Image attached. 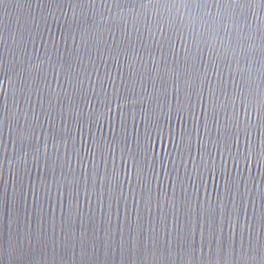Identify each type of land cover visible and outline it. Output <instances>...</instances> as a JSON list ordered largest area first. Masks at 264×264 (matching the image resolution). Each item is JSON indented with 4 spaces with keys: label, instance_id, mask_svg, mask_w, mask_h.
I'll return each mask as SVG.
<instances>
[{
    "label": "water",
    "instance_id": "95a60500",
    "mask_svg": "<svg viewBox=\"0 0 264 264\" xmlns=\"http://www.w3.org/2000/svg\"><path fill=\"white\" fill-rule=\"evenodd\" d=\"M0 264H264V0H0Z\"/></svg>",
    "mask_w": 264,
    "mask_h": 264
}]
</instances>
